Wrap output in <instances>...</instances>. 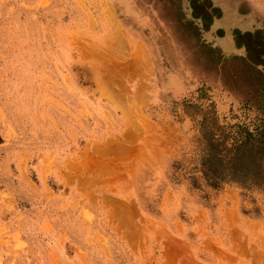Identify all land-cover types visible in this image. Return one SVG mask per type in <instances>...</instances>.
Returning a JSON list of instances; mask_svg holds the SVG:
<instances>
[{"label": "rangeland", "instance_id": "rangeland-1", "mask_svg": "<svg viewBox=\"0 0 264 264\" xmlns=\"http://www.w3.org/2000/svg\"><path fill=\"white\" fill-rule=\"evenodd\" d=\"M184 102L264 118V0H0V264H264V192L171 178Z\"/></svg>", "mask_w": 264, "mask_h": 264}, {"label": "trees", "instance_id": "trees-1", "mask_svg": "<svg viewBox=\"0 0 264 264\" xmlns=\"http://www.w3.org/2000/svg\"><path fill=\"white\" fill-rule=\"evenodd\" d=\"M180 107L195 127L196 136L190 140L187 162H171V178L185 183L202 201L224 186L245 193L264 192V118L252 127L223 126L210 105L201 108L184 102ZM257 110L264 115V104Z\"/></svg>", "mask_w": 264, "mask_h": 264}]
</instances>
